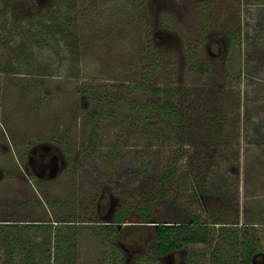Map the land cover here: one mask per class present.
Masks as SVG:
<instances>
[{
    "label": "rangeland",
    "instance_id": "374dc122",
    "mask_svg": "<svg viewBox=\"0 0 264 264\" xmlns=\"http://www.w3.org/2000/svg\"><path fill=\"white\" fill-rule=\"evenodd\" d=\"M17 3L23 4L19 12ZM150 44L160 53V65L147 70L148 59L139 57ZM190 49L212 64L195 85L217 86L226 79L230 92L225 104L230 123L222 129L233 143L225 154L222 144L212 151L217 163L209 184L226 190V201L237 200L238 212L229 206L232 214L221 220L247 223L246 242L264 249V0H0V264H216L201 251L193 259L183 250L152 255L151 231L129 225L137 216L107 234L97 220L110 221L119 201L103 187L138 194L150 193L151 185L127 176L138 167L136 153L147 138L137 131L122 135L118 165L107 169L104 155L114 151L116 127L103 120L91 132V89L142 81L147 74L190 87L197 78L189 73ZM122 93L113 87L112 95ZM127 94L144 96L137 90ZM221 99L205 96L201 111L208 116L221 111ZM192 102L185 104L192 108ZM198 124L185 130L199 135L207 127ZM59 129L67 132V148H75L69 155L48 140ZM202 141L185 137L183 164L202 167ZM87 143L97 149L91 156L73 153L87 152ZM204 196L202 204L213 211L226 202ZM71 219L79 222L68 226ZM215 237L211 243L218 242L222 254L238 253L223 246L228 234ZM249 260L264 264L263 250Z\"/></svg>",
    "mask_w": 264,
    "mask_h": 264
},
{
    "label": "trees",
    "instance_id": "16d2710c",
    "mask_svg": "<svg viewBox=\"0 0 264 264\" xmlns=\"http://www.w3.org/2000/svg\"><path fill=\"white\" fill-rule=\"evenodd\" d=\"M22 8V3L15 5L17 12ZM159 54L158 49L150 44L145 48L139 59H148L143 67L149 70L151 66L156 68L160 65L158 63ZM195 56L196 53H193L190 49L189 73L195 74L197 77L192 81L193 84L190 87H186L185 83L181 81L171 83L162 82L155 78L149 79L147 74L142 77L144 81L121 82L120 84L102 83V85L97 84L95 89H91V97L89 98L92 107L88 112L91 123H93L91 132L103 120L112 123L116 127L114 143H112L114 151H112V154L110 151L108 156L104 155L107 169L108 167L115 168L118 165L117 158L120 152L118 146H121L122 135H125L128 130L137 131L139 134H145L148 139L145 138V141L141 143V148L136 153V156L140 159L138 167L132 170L129 169L128 171H131V173L127 176L133 183L136 180H141L140 178H145L150 181L149 185H151L150 193L141 192L138 194L127 193L123 187L121 189H116L113 185L108 188L103 187V190H108L112 195L117 196L119 201L110 213V221L103 223V219H97L102 220L100 224H103L98 225V228L104 229L106 234L107 231L109 233L116 232L117 223L125 222L132 216H137L134 219L135 222L129 223V225L137 230L148 229L151 231L152 237L148 243V250L152 255H164L169 252L183 250L186 257H192L193 259L201 251L203 259L208 256L209 262L216 264H248L247 261H250L252 254L262 250L264 253V249H260L258 243L248 244L246 242L245 235L249 233L247 223H239L238 220H221L228 214H232L229 206H234L233 209L236 210L234 211L238 212L237 200L230 201L228 199L226 201V190L216 191L214 185L209 184V177L214 173V166L217 163V161L213 162L212 160V151H217L215 147L222 144L221 148L224 149L223 153L225 154V146L233 143L229 134L222 129L230 123V119L226 120L225 116L227 106L225 104L230 95L227 87L228 81L223 80L222 83L217 84L218 87L213 83L200 84L203 87H197L200 85H195V82L198 84L202 82L201 77L211 71L212 64L207 57L200 56L197 59ZM227 74L228 68L225 67L223 75L226 77ZM237 77L239 78V76ZM115 86H119L124 93L112 95ZM134 90L143 93V98L127 94ZM95 91L101 92V95L98 97L95 95ZM86 92L88 96L90 90ZM211 94H217L222 98L220 102L222 108L221 111H213L212 116H208L201 111L200 102L205 96ZM188 97L191 100H188ZM186 101H193L192 103L196 105L190 108L188 104H185ZM96 103L106 107L102 109L93 108ZM121 105H123L122 108ZM122 109L125 110L122 111ZM194 122L197 125H199L198 123L204 124L207 128L199 135L196 134L197 132L185 130L186 127H189L188 125L194 124ZM59 130V134L54 132L49 135L48 140L53 143L56 141L60 148L66 151V155H69L75 148H67L69 138L66 136L67 132H62V129ZM189 134L191 136L197 135L205 140V142L202 141L205 145L203 148L205 153L200 154L198 157L200 161L198 165H202L201 168H195L190 163H182L187 150L185 148V137ZM153 138H156V141ZM87 146H89V143H87ZM90 146L88 153L83 148L80 149V153L78 150L73 153L76 156L81 154L85 159L87 155L91 156L97 151L94 147L95 144ZM199 170H202V172ZM199 173L200 175L202 173V176H198ZM226 188L229 190L230 186H226ZM233 189L236 191V187ZM204 194V197L208 198L216 195L221 201L226 202L218 210H210L202 204L201 197ZM228 195L230 198L229 192ZM223 196H226V198ZM98 197L100 196L98 195L95 198ZM58 220V217H56V221ZM69 222L66 221V224L72 226L75 224L74 222L79 221L71 219ZM223 234L229 236L228 240L225 239L229 244L224 243L223 246L235 247L238 249V253L234 250L231 252L232 255L227 253L225 256L221 253L218 242L211 243L215 236V240H217V237L222 238ZM196 243L201 244V246L199 248L195 247ZM152 261H155L154 258H152ZM115 263L118 264L114 260L113 264Z\"/></svg>",
    "mask_w": 264,
    "mask_h": 264
},
{
    "label": "flooded vegetation",
    "instance_id": "af4514ba",
    "mask_svg": "<svg viewBox=\"0 0 264 264\" xmlns=\"http://www.w3.org/2000/svg\"><path fill=\"white\" fill-rule=\"evenodd\" d=\"M49 169H51L50 166H49ZM51 171H52V169H51ZM117 224H118V223H117ZM117 227H118V226H117ZM247 263H248V261H247Z\"/></svg>",
    "mask_w": 264,
    "mask_h": 264
},
{
    "label": "water",
    "instance_id": "95a60500",
    "mask_svg": "<svg viewBox=\"0 0 264 264\" xmlns=\"http://www.w3.org/2000/svg\"><path fill=\"white\" fill-rule=\"evenodd\" d=\"M117 226H120V223H118Z\"/></svg>",
    "mask_w": 264,
    "mask_h": 264
}]
</instances>
